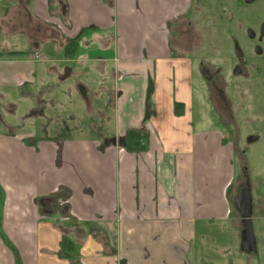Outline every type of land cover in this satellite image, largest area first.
<instances>
[{"label":"crops","instance_id":"1","mask_svg":"<svg viewBox=\"0 0 264 264\" xmlns=\"http://www.w3.org/2000/svg\"><path fill=\"white\" fill-rule=\"evenodd\" d=\"M20 4L10 0L5 15L11 49L0 57V122L18 109L4 89L33 97L36 117L44 95L58 102L66 75L80 86L77 110L103 126L107 103L115 115L106 134L68 139L21 131L26 114L0 128V264H186L198 241L236 246L235 198L245 182H235L236 148L190 119L191 55L201 46L194 0H33L42 27L23 37L13 35L14 25L25 32V15L15 24ZM69 39L78 45L66 55ZM131 127L148 130L144 150L124 149ZM252 216L258 249L264 190ZM62 240L74 250L62 252Z\"/></svg>","mask_w":264,"mask_h":264},{"label":"rangeland","instance_id":"2","mask_svg":"<svg viewBox=\"0 0 264 264\" xmlns=\"http://www.w3.org/2000/svg\"><path fill=\"white\" fill-rule=\"evenodd\" d=\"M194 2L197 5L194 14L198 22L197 27L200 28L201 46L191 55L194 60V67L192 69L193 92L188 104L191 109L190 119L194 126L202 132L223 131L226 139L232 142L236 148L235 182L238 183L243 180V167L244 165L247 166L252 199L256 200L257 196L264 190L262 185L264 180V70H257L249 66L246 76L229 79L233 55L230 40L232 32L228 28L232 27L239 37L237 19L241 11L244 13L252 8V11L264 14V0L255 2L247 10L243 5L237 6L235 0H194ZM230 7L235 9V16L233 17L229 12ZM260 17L264 18V15ZM240 40L242 39L240 38ZM1 46L0 39V49ZM201 61L203 63L200 68ZM204 66L223 80L220 85L224 90V95L232 102L233 118L225 112L223 107L222 110L214 107V105L221 107L218 96L219 89L216 88L215 91L210 89L206 78L201 74V69ZM72 77L66 75L62 79L61 85L56 90L59 96L56 104L52 105L47 100L48 95H44L41 102L43 115L36 117H31L36 114V111H29L28 109L34 103L33 97L22 100L19 90L4 89L3 91L9 92V96L15 100L18 109L15 116L3 112L4 119L9 123L0 122V128L3 126L14 128L16 123L13 122L19 116L26 114L30 118L29 121L25 122V128L21 131L31 130L37 139H68L73 137L75 133L82 134L86 130L90 132V135H97L99 129L106 134L107 130L105 129L114 125L113 107L110 103L105 105L106 118L102 120L105 123L104 126L100 120H92L91 117H86L81 107L77 110L73 104L80 98L81 90L76 84L73 86ZM11 91L15 94H11ZM68 91L69 95L67 94ZM2 120L0 115V121ZM252 136H255L254 139L247 140L248 137ZM251 219L256 228L257 219L255 216H252ZM226 227L229 228L230 225L227 223ZM243 230L244 221L235 227V234L238 238L236 246L235 242L229 239L224 242L198 241L197 246L188 252L186 264H191L192 261V264H264V240H260L256 251L246 253L241 249ZM259 236L262 238V234Z\"/></svg>","mask_w":264,"mask_h":264},{"label":"flooded vegetation","instance_id":"3","mask_svg":"<svg viewBox=\"0 0 264 264\" xmlns=\"http://www.w3.org/2000/svg\"><path fill=\"white\" fill-rule=\"evenodd\" d=\"M10 0H0V39L2 42V48L0 49V57H4L5 55H8L10 53L9 43L7 41V30H5L7 26V22L5 21V15L9 8ZM33 0H17V2H21L19 5V10L16 11L15 14V24L17 23V20L20 18V16L25 15V23L24 27H20L25 30L20 31L16 28L19 27L17 25H14L13 28L15 29L13 32V35H21L22 37L24 35H27L29 33H38V31L41 29V24L36 20V18L32 15L33 9L30 7ZM259 0H252L250 2H246V0H235V4L237 6H244L246 10L248 7L252 6L255 2ZM49 2V0H48ZM252 8L249 9L247 12L240 13V16L237 19V28L240 32V38L238 35L233 31L232 27L229 31L232 32L231 37V53H232V61L230 66V77L232 78H238L246 76L248 73L246 72L248 70L249 66H252L254 69H263L264 70V18H261L260 16H263L264 14H260L257 11H252ZM230 15L233 17L235 16V9L233 7H230ZM250 13V14H248ZM45 27V25H43ZM236 31V30H235ZM237 32V31H236ZM21 40H23V38ZM70 40V39H69ZM66 44L68 43V41ZM37 42H33V45H36ZM32 45V46H33ZM66 46V45H65ZM15 47V46H14ZM12 47V49H16ZM18 47V46H17ZM13 54H18L21 52H15L14 50H11ZM18 51V50H16ZM21 51V50H20ZM202 61L200 63V68L202 65ZM207 67L204 66L203 69H201V74L206 78L209 87L212 91H215L216 88H218V96H219V102L221 104V107H218V105H214L216 109L222 110V107L224 108L225 112L228 113V115L233 118V106L232 102L228 100V97L224 95V90L221 87V83H223V80H221L220 77H217L211 71L206 69ZM206 72V74L204 73ZM208 75V76H207ZM80 87V86H79ZM217 96V97H218ZM256 118L258 116H255ZM255 136L248 137L247 140L254 139ZM244 173V172H243ZM244 175V174H243ZM247 175H244L243 177L246 179ZM244 185V182H243ZM241 184L238 187L237 192L240 191V189L243 187Z\"/></svg>","mask_w":264,"mask_h":264},{"label":"trees","instance_id":"4","mask_svg":"<svg viewBox=\"0 0 264 264\" xmlns=\"http://www.w3.org/2000/svg\"><path fill=\"white\" fill-rule=\"evenodd\" d=\"M77 45L78 44H77L76 39L75 40L70 39L65 46L66 55L74 53V51H75L74 48ZM174 112L176 115H182L183 104L175 101L174 102ZM148 138H149V132L146 128H144V127H138V128L131 127V128L126 129L122 145L126 151L138 152V151L144 150L146 148L145 143L147 142ZM243 221L244 220L242 218L241 222H243ZM6 245H9V243L7 242ZM73 246H74L73 243L70 242L69 240H66V241L62 240V249H63L62 252L63 251H66V252L73 251L74 250ZM10 248L12 249L11 246H10ZM66 252L64 253V255L61 254V256L67 257Z\"/></svg>","mask_w":264,"mask_h":264},{"label":"water","instance_id":"5","mask_svg":"<svg viewBox=\"0 0 264 264\" xmlns=\"http://www.w3.org/2000/svg\"><path fill=\"white\" fill-rule=\"evenodd\" d=\"M252 0H246L250 2ZM206 74V72H204ZM208 76V75H207ZM114 140V139H113ZM244 175L246 176L243 187L238 192L235 203L244 220V230L242 235L241 248L245 252H254L256 248V239L253 232V224L251 220L252 215V196L250 193V180L246 166L243 167Z\"/></svg>","mask_w":264,"mask_h":264}]
</instances>
